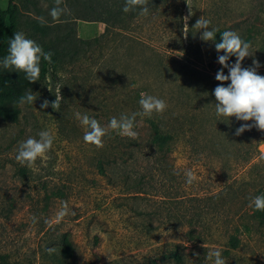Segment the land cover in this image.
Returning a JSON list of instances; mask_svg holds the SVG:
<instances>
[{
  "label": "rangeland",
  "instance_id": "374dc122",
  "mask_svg": "<svg viewBox=\"0 0 264 264\" xmlns=\"http://www.w3.org/2000/svg\"><path fill=\"white\" fill-rule=\"evenodd\" d=\"M8 1L0 0V6L6 7ZM16 1L21 21L16 30L42 48L67 33L93 39L108 26L114 32L102 50L56 67L48 65L44 74L42 61L39 81H18L0 94V107L8 111L0 114V264H212L207 259L212 249L221 251L226 264H264V222L255 216L254 208L247 205L238 212L236 200L225 207L222 199L196 203L187 197L217 190L234 172L235 154L225 153L233 158L230 165L221 167L214 148L192 149L183 160L172 144L153 183L162 196L123 194L98 167L100 160L113 154L116 144L108 139L102 147L85 143L86 128L75 116L79 112L106 126L129 109L125 89L133 88L137 95L146 94L147 89L163 99L167 108L151 117L141 116L139 126L145 127L141 134L146 132L147 119L171 131L174 116L184 115L198 102L207 109L195 120L196 126L202 125L193 129L195 134L235 132L231 122L224 129L217 126V119L225 118L215 117L212 98L208 100L203 92L199 95L203 82L193 85L188 79L195 69H217L223 52L217 53L215 44L221 42L224 31L256 41L264 37V0H157L154 6L147 4V16L135 9L115 25L110 18L107 23L97 17L106 15L120 0H63L61 7L67 11L57 21L49 15L54 0ZM201 16L210 21L209 30H216L214 41H202L203 29L193 28ZM39 17L46 23L41 24ZM29 90L37 99L21 107L19 98ZM57 94L63 97L59 111L41 108L44 100L51 104ZM234 119L230 120L235 123ZM43 130L54 136L51 149L33 167L21 165L16 160L19 144L29 137L39 139ZM259 148L264 156V142ZM147 163L141 159L144 167ZM187 170L195 176L191 185L186 183ZM257 172L264 174V162L249 173L246 187L251 192L264 189ZM246 191L241 190L240 196ZM65 201L69 214L57 220L55 214ZM155 212L158 215L148 223L146 213ZM66 244L69 256L64 252ZM176 245L184 262L174 257ZM49 248L54 251L50 253Z\"/></svg>",
  "mask_w": 264,
  "mask_h": 264
},
{
  "label": "trees",
  "instance_id": "16d2710c",
  "mask_svg": "<svg viewBox=\"0 0 264 264\" xmlns=\"http://www.w3.org/2000/svg\"><path fill=\"white\" fill-rule=\"evenodd\" d=\"M120 2L121 3L116 4V7L107 9V14L103 15L104 13H102L101 16L97 17V20L108 23L109 19L107 18H110L112 22H115L113 23L114 25L121 23L123 21V15L126 13L122 11L125 0H120ZM155 2H157V0H148L150 6H154ZM147 7L149 8L148 5ZM137 10L140 9L137 8ZM20 22L21 21L18 19L16 0H9L6 7L0 6V61L8 55L9 40L14 37V33L17 32V25ZM113 32V29L108 26L102 35L93 39H79L74 37L72 33H67L60 37L55 36L54 39L50 40L49 45L47 43L44 44V39H41L40 43L44 44L43 50L52 53L51 63L41 59V62L43 61L44 63L42 74H44L46 66L48 65L56 67L61 63L67 62V60L77 61L83 57H88L92 52L102 50L104 48L103 43L105 44V41L111 40L109 37H112ZM241 38L246 42H250L251 45L256 48L255 51H257V53H253L251 50L253 47H251L250 51L253 53V56L246 57L242 62V67L247 68L252 66L253 59H256L261 65V67L257 69V74L264 76V37L257 41L248 36ZM235 60V56L231 57L229 64L235 63ZM247 62H250L251 65L244 66ZM221 67L222 66L219 64L216 70L195 69L188 79L190 82H193L191 83L193 85H197L202 81L203 83L200 84V87H202L203 90L199 95L201 96L203 92L205 95L209 96L208 100L212 98L214 103L216 101L213 92L220 83L215 79V76ZM224 72L226 75L228 74L227 69H224ZM24 77L25 75L23 72H17L15 69H4L0 66V94L4 88L11 84L17 83L18 81L24 83L23 80H26ZM228 83H230V81L225 82L224 86H227ZM144 90V93L146 92L147 95L152 94V91H147V89ZM123 95L130 101L129 109L124 115L131 116L133 113H137V111L141 109L139 105L141 95L134 94L133 88L125 89ZM189 108H191L190 111L184 115L182 114L183 112H179L174 116V123L172 124L173 127L171 131H168V127L165 124H158L151 119H147L148 126L146 132L141 134V132L145 130L144 126H139L141 122L139 118L141 116H137L134 122V131L137 132L135 138L121 136L116 131H111L103 137V140L108 139L114 142L117 147L112 155L98 162V167L110 181L111 185L115 189L122 190L123 194L144 195L147 198L159 197L162 195L158 194V192H160L159 190L154 189L153 183L159 175L161 167L168 160V152L172 144L173 150L175 149V152L178 150L182 155L178 158L183 160H187L185 154L190 153L192 149H200L203 151L204 148H214L218 161L217 163H219L221 167L230 165V160L233 158H227L225 153L230 155L235 154V162L237 164L233 166L234 172L225 177L222 181V185L217 190L211 191L205 196L190 194L187 197L190 198L189 200L195 201L196 203H200L204 200L215 201L222 199L225 207L236 200L239 206L237 204L235 205H237L238 212H240L244 207L249 205L250 197H254L264 190L262 187H259V189H252L255 191L251 192V189L246 187L249 183V181H247V178L250 176L249 173L252 170H256L264 162V156L259 148L261 143L264 142V131L258 129L254 130L252 128L239 136L235 135L234 131H228L218 135H208L206 133L195 134L193 129L197 127L201 128L202 126H196L197 121L195 120L197 116L206 113L204 110L206 105H202L201 102H198L194 103ZM7 112V109L0 107V114L6 115ZM215 117L217 118V116ZM218 118H225L217 119V126L221 129L228 127V125L225 124L229 122L233 123V130H236L244 123V121H237L236 119H234V123L233 120H230L231 118L228 119L226 117ZM189 155L191 156V154ZM142 158L148 160L145 167L141 164ZM176 160L177 157L174 156V161ZM120 167H123V170H121ZM256 177H258L257 181L264 180L263 173L257 172ZM243 189L248 191L240 196L241 190ZM238 196L241 198L238 199ZM182 199H185V197ZM205 213H208V211ZM254 213L258 219L264 222V211L255 210ZM146 215L148 216L147 222L152 223L154 220L153 216L158 215V213H146ZM184 218L185 217H181L182 220H184ZM183 222L184 221H181V223ZM188 234L190 237L194 236L192 232ZM233 241L234 239H232V242ZM66 245L64 246V252L66 256H69L70 248L69 245ZM232 246L235 247L236 244L232 243ZM179 247V245H176L174 257L178 261L184 262L185 257L184 254L179 251Z\"/></svg>",
  "mask_w": 264,
  "mask_h": 264
},
{
  "label": "clouds",
  "instance_id": "9594fccd",
  "mask_svg": "<svg viewBox=\"0 0 264 264\" xmlns=\"http://www.w3.org/2000/svg\"><path fill=\"white\" fill-rule=\"evenodd\" d=\"M54 3L55 6L50 10L49 15L53 21H57L67 10L61 7L63 0H54ZM147 4L148 0H125L122 11L128 13L139 8V15L147 16L149 14ZM38 19L41 24L46 23L44 17ZM209 25L210 21L201 16L193 26L198 31L203 29L200 39L204 42L214 41L216 37V30H209ZM251 47L250 42H246L233 31H224L221 34V42L215 44L217 53H224V55L218 56V63L222 67L215 76V79L220 82L213 92L216 101L215 113L217 117L228 119L235 117L237 121L246 122L236 129L235 135L237 136L253 127L264 131V76L257 74V69L261 65L258 60L253 59L252 66L242 67L244 59L253 56L250 51ZM233 56L236 58L235 63L229 64V60ZM51 57V52H45L36 41L26 38L22 31H17L14 33V37L9 40L8 55L0 61V66L4 69H15L17 72H23L24 78L29 83H35L40 78L41 59L51 63ZM224 69H227V75ZM228 81L230 83L224 86L225 82ZM36 99L37 96L33 94L32 90H29L19 98V105L22 107L25 104H33ZM62 99L63 97L57 94L55 101L51 104L48 100H44L41 108L46 109L51 106L55 111H59ZM139 105L140 112L133 113L131 116L121 115L119 119L113 117L106 126H101L96 119L89 118L87 115L82 116L77 112L75 114L76 119L86 128L83 136L84 142L102 147L103 137L110 131H116L121 136L135 138L137 132L134 131V122L137 116L151 117L153 113H162L167 108L163 99L143 93ZM249 121L253 123H247ZM38 136L39 139L29 137L19 144L16 160L21 165L33 167L35 161L51 149L54 142L52 133L49 130H43L38 133ZM185 176L186 183L191 185L195 180L193 172L187 170ZM248 206L257 211H264V194L250 197ZM68 214L69 207L65 201L61 203L55 218L62 220ZM32 220L33 223L36 222L35 217ZM48 251L51 253L54 248H49ZM207 259L212 261V264H226L221 251L218 249L209 250Z\"/></svg>",
  "mask_w": 264,
  "mask_h": 264
}]
</instances>
